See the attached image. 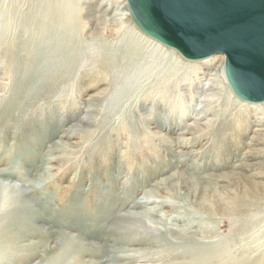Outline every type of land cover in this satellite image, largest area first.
I'll list each match as a JSON object with an SVG mask.
<instances>
[{
  "label": "rangeland",
  "instance_id": "obj_1",
  "mask_svg": "<svg viewBox=\"0 0 264 264\" xmlns=\"http://www.w3.org/2000/svg\"><path fill=\"white\" fill-rule=\"evenodd\" d=\"M77 2L0 0V264H264V102Z\"/></svg>",
  "mask_w": 264,
  "mask_h": 264
},
{
  "label": "water",
  "instance_id": "obj_2",
  "mask_svg": "<svg viewBox=\"0 0 264 264\" xmlns=\"http://www.w3.org/2000/svg\"><path fill=\"white\" fill-rule=\"evenodd\" d=\"M138 27L188 60L224 56L227 83L264 102V0H126Z\"/></svg>",
  "mask_w": 264,
  "mask_h": 264
},
{
  "label": "bare ground",
  "instance_id": "obj_3",
  "mask_svg": "<svg viewBox=\"0 0 264 264\" xmlns=\"http://www.w3.org/2000/svg\"><path fill=\"white\" fill-rule=\"evenodd\" d=\"M104 1H107V0H100V4L101 3H103ZM124 1H126V0H124ZM37 2V1H36ZM34 3V2H33ZM78 2H77V0H45V4L43 5V7L45 6L46 7V10H45V13L46 14H43V16H41V20H43V19H45V18H48V19H51V21L52 20H57L58 19V16L60 15V16H63V17H68V16H71V14L73 13V10H72V7L74 8V6H76V4H77ZM106 8V7H105ZM33 9V8H32ZM54 15V16H53ZM126 15H129V13H125V14H123V16H125L126 17ZM132 17V16H131ZM133 19V18H132ZM134 20V19H133ZM68 22V21H67ZM137 24V23H136ZM138 26V25H137ZM140 29V28H139ZM40 30H42V31H44L45 30V28L43 27V26H41V28H40ZM141 30V29H140ZM142 31V30H141ZM143 32V31H142ZM138 33H140V32H138ZM144 33V32H143ZM146 34V33H145ZM140 35L142 36V37H144V39L147 41V42H151V44L153 43V45H152V47L154 48V49H156V50H165V49H167V50H165V51H167V53L169 52L170 53V51L168 50V48H165V46H167V45H165V44H161L159 41H157L156 39H154V38H152V37H150V38H146L145 36H143L141 33H140ZM147 35V34H146ZM139 38V37H138ZM134 39V38H133ZM140 43V42H139ZM142 43V42H141ZM163 45V46H162ZM165 45V46H164ZM167 47H169V46H167ZM152 48V49H153ZM170 48V50L172 51V53H179L175 48L173 49V48H171V47H169ZM166 54V53H165ZM180 54V53H179ZM181 55V54H180ZM160 56V55H159ZM182 56V55H181ZM216 56H218V55H215V56H213V57H216ZM162 58H163V56H161ZM183 57V56H182ZM37 58V57H36ZM165 58V57H164ZM186 59V58H185ZM169 60H171V59H169ZM186 60H188V59H186ZM38 61V60H37ZM164 61V60H163ZM162 61V62H163ZM178 61V60H177ZM177 61H176V63L175 64H172V66H170L169 65V70L168 71H174L175 72V70H177L178 69V67H177ZM188 61H194V60H188ZM218 61V60H217ZM183 63H186V62H183ZM215 66V65H214ZM183 67V66H182ZM38 68H40V67H38ZM181 69V68H180ZM215 69H216V71L217 72H214V76H216V77H218L219 75L221 76V77H224V79L228 82V80L226 79V74H225V69H224V63H223V59H221L218 63H217V65H216V67H215ZM151 70V69H150ZM35 72V71H34ZM219 72V73H218ZM209 76V75H208ZM20 80V79H19ZM209 82H210V79L208 80ZM215 82H216V80H215ZM214 82V83H215ZM214 83H213V85H214ZM34 84V83H33ZM229 84V83H228ZM35 86V85H34ZM207 86L208 85H205L204 86V91L203 92H205V90H207L208 88H207ZM229 86H230V84H229ZM231 87V86H230ZM231 90H232V88H231ZM232 92H233V90H232ZM234 93V92H233ZM235 94V93H234ZM11 95V94H10ZM230 95V94H229ZM235 96L237 97V95L235 94ZM237 98H239V97H237ZM236 99V98H235ZM237 100V99H236ZM203 101V100H202ZM245 103H247L248 101H245V100H243ZM248 103H252V104H258V103H253V102H248ZM197 123V122H196ZM65 143V142H64ZM37 177H39V176H37ZM39 179V178H38ZM179 228V227H178Z\"/></svg>",
  "mask_w": 264,
  "mask_h": 264
}]
</instances>
